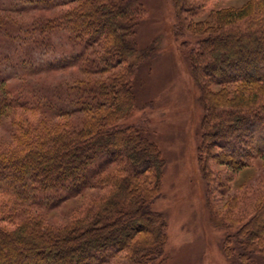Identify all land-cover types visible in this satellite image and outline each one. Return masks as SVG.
Listing matches in <instances>:
<instances>
[{
  "label": "trees",
  "instance_id": "1",
  "mask_svg": "<svg viewBox=\"0 0 264 264\" xmlns=\"http://www.w3.org/2000/svg\"><path fill=\"white\" fill-rule=\"evenodd\" d=\"M24 1L65 6L34 32L66 33L81 46L74 57L83 71L99 76L70 88L76 97L48 101L11 93L0 73V120L13 114L11 144L0 148V264H166L167 222L153 208L165 159L148 121H126L138 107L136 72L149 56L134 41L144 5ZM208 1L172 3L174 35L197 38L188 56L203 103L196 153L211 185L213 165L240 171L264 158V0L196 20ZM75 114L83 116L78 126L61 122ZM86 190L87 201L64 224L38 212ZM237 190L219 206L205 202L208 220L227 232L225 258L264 264V181Z\"/></svg>",
  "mask_w": 264,
  "mask_h": 264
},
{
  "label": "rangeland",
  "instance_id": "2",
  "mask_svg": "<svg viewBox=\"0 0 264 264\" xmlns=\"http://www.w3.org/2000/svg\"><path fill=\"white\" fill-rule=\"evenodd\" d=\"M138 1L146 13L139 20L134 41L149 56L136 72L138 107L126 121H148L150 137L165 159L161 195L153 208L162 211L167 222L166 264H260L222 255L221 242L227 232L209 222L205 202L211 200L219 206L238 191L237 187H254L264 181V158L240 171L215 164L214 182L206 183L196 153L203 103L188 62L197 38L188 33L174 35L173 0ZM246 1L210 0L195 19L204 20L218 8L240 6ZM65 9L60 4L36 6L24 0H0V73L11 93L48 101L69 100V93L76 97L74 88L70 91L76 83L99 76L83 71L81 58L74 57L81 46L66 33L40 37L34 32ZM32 29L33 37L28 35ZM12 117L10 114L0 120V148L11 144ZM82 117L75 114L61 122L78 126ZM89 193L92 190L38 212L52 224H64L72 211L87 201ZM117 262L113 259L101 264Z\"/></svg>",
  "mask_w": 264,
  "mask_h": 264
}]
</instances>
